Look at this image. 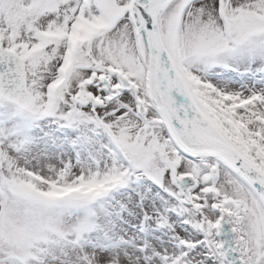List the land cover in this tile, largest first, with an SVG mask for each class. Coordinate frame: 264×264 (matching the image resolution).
Masks as SVG:
<instances>
[{"label": "snow or ice", "instance_id": "obj_1", "mask_svg": "<svg viewBox=\"0 0 264 264\" xmlns=\"http://www.w3.org/2000/svg\"><path fill=\"white\" fill-rule=\"evenodd\" d=\"M0 264H264V0H0Z\"/></svg>", "mask_w": 264, "mask_h": 264}]
</instances>
